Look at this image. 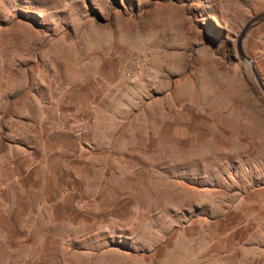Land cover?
Returning a JSON list of instances; mask_svg holds the SVG:
<instances>
[{
  "label": "rangeland",
  "instance_id": "obj_1",
  "mask_svg": "<svg viewBox=\"0 0 264 264\" xmlns=\"http://www.w3.org/2000/svg\"><path fill=\"white\" fill-rule=\"evenodd\" d=\"M263 11L0 0V264H264Z\"/></svg>",
  "mask_w": 264,
  "mask_h": 264
},
{
  "label": "water",
  "instance_id": "obj_2",
  "mask_svg": "<svg viewBox=\"0 0 264 264\" xmlns=\"http://www.w3.org/2000/svg\"><path fill=\"white\" fill-rule=\"evenodd\" d=\"M264 23V11L258 13L257 15L253 16L252 18H250L241 28V30L239 31L236 41H235V52L238 58V61L243 63L248 71L251 74L252 80L255 84V86L257 87L258 91L260 92V94L263 96L264 98V82L262 80V78L260 77L254 62L252 61V59L250 58V56L246 53L245 51V40L247 38V36L249 35V33L256 28L257 26H259L260 24Z\"/></svg>",
  "mask_w": 264,
  "mask_h": 264
}]
</instances>
